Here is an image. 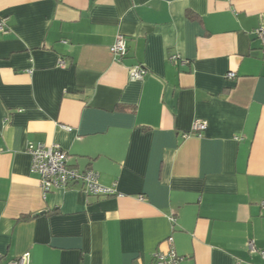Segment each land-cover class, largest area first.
Listing matches in <instances>:
<instances>
[{"label":"crops","instance_id":"obj_1","mask_svg":"<svg viewBox=\"0 0 264 264\" xmlns=\"http://www.w3.org/2000/svg\"><path fill=\"white\" fill-rule=\"evenodd\" d=\"M0 19V264H264V0H0ZM29 143L117 193L44 197Z\"/></svg>","mask_w":264,"mask_h":264},{"label":"built area","instance_id":"obj_2","mask_svg":"<svg viewBox=\"0 0 264 264\" xmlns=\"http://www.w3.org/2000/svg\"><path fill=\"white\" fill-rule=\"evenodd\" d=\"M0 32L8 33L5 25V20L0 19ZM254 33L264 44V27L257 28ZM111 53L116 58H122L127 53L126 38L119 35L115 43L110 48ZM181 60L178 55L170 57L171 62ZM61 68L66 67L64 60L59 61ZM148 71L142 65H136L130 69L129 75L132 81H142L146 78ZM230 79L236 77V73L228 74ZM63 129L70 131L67 126H62ZM208 128L207 121L198 120L193 123L192 133L202 136V133ZM189 134H185L188 137ZM27 153L31 157V172L41 179L43 195H46L55 190H66L76 183H81L85 193L91 196H112L117 193L114 187H107L100 183L99 174L93 170H79L68 164V153L59 145H47L44 143H29ZM264 209V202H262ZM251 253H260L264 258V251L259 252L255 241L250 240L247 244ZM2 255L0 254V258ZM183 260L178 256L174 249L168 253H157L154 255L153 264H179ZM7 264H31V254L29 252L21 257L9 261Z\"/></svg>","mask_w":264,"mask_h":264}]
</instances>
